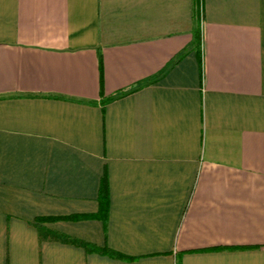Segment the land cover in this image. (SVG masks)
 Here are the masks:
<instances>
[{"label":"crops","instance_id":"obj_1","mask_svg":"<svg viewBox=\"0 0 264 264\" xmlns=\"http://www.w3.org/2000/svg\"><path fill=\"white\" fill-rule=\"evenodd\" d=\"M0 264H264V0H0Z\"/></svg>","mask_w":264,"mask_h":264},{"label":"trees","instance_id":"obj_2","mask_svg":"<svg viewBox=\"0 0 264 264\" xmlns=\"http://www.w3.org/2000/svg\"><path fill=\"white\" fill-rule=\"evenodd\" d=\"M104 183V187H106V183H105V181L103 182ZM104 252H109V253H111L112 255H114V256H120V253H118V252H116V251H113V250H111V249H104Z\"/></svg>","mask_w":264,"mask_h":264}]
</instances>
